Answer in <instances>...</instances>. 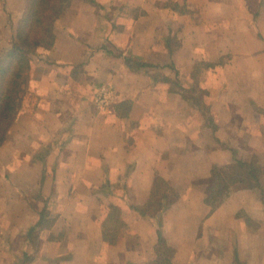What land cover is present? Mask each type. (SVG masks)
<instances>
[{
	"label": "crops",
	"instance_id": "obj_1",
	"mask_svg": "<svg viewBox=\"0 0 264 264\" xmlns=\"http://www.w3.org/2000/svg\"><path fill=\"white\" fill-rule=\"evenodd\" d=\"M94 1L0 146V264H264V0ZM27 6L0 0V57Z\"/></svg>",
	"mask_w": 264,
	"mask_h": 264
},
{
	"label": "trees",
	"instance_id": "obj_2",
	"mask_svg": "<svg viewBox=\"0 0 264 264\" xmlns=\"http://www.w3.org/2000/svg\"><path fill=\"white\" fill-rule=\"evenodd\" d=\"M72 1L28 0L26 11L16 28L15 41L0 57V146L28 96L33 57L39 49L52 46L55 22ZM84 1L95 4L94 0ZM117 237V233L105 230L104 238L111 244H115ZM159 243L165 245L162 236Z\"/></svg>",
	"mask_w": 264,
	"mask_h": 264
},
{
	"label": "built area",
	"instance_id": "obj_3",
	"mask_svg": "<svg viewBox=\"0 0 264 264\" xmlns=\"http://www.w3.org/2000/svg\"><path fill=\"white\" fill-rule=\"evenodd\" d=\"M113 101H114L113 88L109 85H104L100 89L95 99L97 109L101 111L102 113L111 112Z\"/></svg>",
	"mask_w": 264,
	"mask_h": 264
},
{
	"label": "rangeland",
	"instance_id": "obj_4",
	"mask_svg": "<svg viewBox=\"0 0 264 264\" xmlns=\"http://www.w3.org/2000/svg\"><path fill=\"white\" fill-rule=\"evenodd\" d=\"M105 85H107V84H105ZM104 85H102V87H103ZM101 87V88H102ZM100 88V89H101ZM100 89H99V91H100ZM99 91H98V93H99ZM98 93H97V95H98ZM97 95H96V97H97ZM96 99V98H95ZM167 195H169L170 196V198H173V194L171 193V192H168V194ZM43 197V196H42ZM41 205L43 206V202H41ZM44 205H45V207L47 206V204L46 203H44ZM47 208V207H46ZM41 209H43V207L41 208ZM170 254V253H169ZM170 258V257H169Z\"/></svg>",
	"mask_w": 264,
	"mask_h": 264
}]
</instances>
